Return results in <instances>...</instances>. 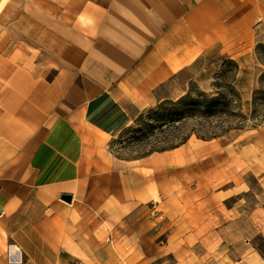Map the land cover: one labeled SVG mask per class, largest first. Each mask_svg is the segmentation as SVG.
<instances>
[{"label": "crops", "instance_id": "1", "mask_svg": "<svg viewBox=\"0 0 264 264\" xmlns=\"http://www.w3.org/2000/svg\"><path fill=\"white\" fill-rule=\"evenodd\" d=\"M0 16V264H115L117 243L128 245L113 239L115 185L129 193L136 175L144 188L143 169L164 162L178 192L203 176L216 139L190 137L140 158L138 170L108 140L143 108L183 94L205 54L240 65L264 30V0H5ZM236 145L219 202L264 196V133ZM194 235H174L184 241L175 257Z\"/></svg>", "mask_w": 264, "mask_h": 264}, {"label": "rangeland", "instance_id": "2", "mask_svg": "<svg viewBox=\"0 0 264 264\" xmlns=\"http://www.w3.org/2000/svg\"><path fill=\"white\" fill-rule=\"evenodd\" d=\"M1 17L3 30L6 22ZM258 33L257 43L240 59L237 74L224 63L227 58L232 59L227 53L205 54L194 64L195 71L200 70L201 74L186 83L183 94L178 89L177 98L143 108L108 140L106 147L113 157L126 160L131 170H138L135 168L140 158L180 146L190 137L216 139L205 158L203 176L194 184L183 185L178 192L174 169L164 162H158L151 170L143 169L147 174L144 188L141 177L136 175L131 176V187L125 190L129 193L121 194V188L115 185L113 195H120L122 200H114L113 239L119 242L125 238L128 244L124 249L117 248L119 243L115 246V264H175L177 260L185 261L187 255L190 258L184 264H264L263 194H233L220 202L214 194L233 185V171L227 163L239 147L236 145L235 150L234 145L255 141L264 133V30ZM232 85L240 100L234 102L231 98L229 104L218 105L215 112L207 114L198 112L197 107H188L184 120L169 122V115L178 108L170 101H179L190 88L192 97L199 92L218 96L230 95ZM225 161L224 169L220 165ZM250 181L253 184L256 178ZM178 206H182L179 219ZM117 213H123L122 221L117 220ZM188 219L194 224H187ZM187 232L195 234L186 242L193 254L188 251L175 257L176 246L184 243L178 236ZM174 235L179 239H174Z\"/></svg>", "mask_w": 264, "mask_h": 264}, {"label": "trees", "instance_id": "3", "mask_svg": "<svg viewBox=\"0 0 264 264\" xmlns=\"http://www.w3.org/2000/svg\"><path fill=\"white\" fill-rule=\"evenodd\" d=\"M224 63L228 66L234 68V70H238V63L231 59L227 58L224 60ZM237 74V71H236ZM235 74V76H236ZM235 80V79H234ZM195 83V82H193ZM232 91L230 95L226 94H218V96H211L204 92H199L195 94V97H192V89L190 88L189 91L177 102L170 101V104L173 106H178V108L171 113L169 122H180L187 117V114L184 113L185 110L188 111V107L191 108L192 106L197 107V111L203 114L215 112L214 107L218 105H227L231 102V98L234 102L236 100H240L239 92L234 88L232 85ZM230 97V99H228ZM166 102L163 101V104ZM169 114V113H168ZM167 115V114H163ZM162 115V116H163Z\"/></svg>", "mask_w": 264, "mask_h": 264}, {"label": "water", "instance_id": "4", "mask_svg": "<svg viewBox=\"0 0 264 264\" xmlns=\"http://www.w3.org/2000/svg\"><path fill=\"white\" fill-rule=\"evenodd\" d=\"M62 199L66 200V201H70L71 200V196L68 194L62 195Z\"/></svg>", "mask_w": 264, "mask_h": 264}, {"label": "bare ground", "instance_id": "5", "mask_svg": "<svg viewBox=\"0 0 264 264\" xmlns=\"http://www.w3.org/2000/svg\"><path fill=\"white\" fill-rule=\"evenodd\" d=\"M5 2V0H1L0 1V7L2 6V4Z\"/></svg>", "mask_w": 264, "mask_h": 264}]
</instances>
